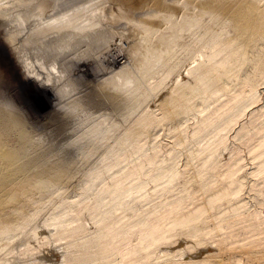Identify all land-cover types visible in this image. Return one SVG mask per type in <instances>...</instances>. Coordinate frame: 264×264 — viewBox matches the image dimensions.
I'll return each instance as SVG.
<instances>
[{
    "label": "bare ground",
    "instance_id": "6f19581e",
    "mask_svg": "<svg viewBox=\"0 0 264 264\" xmlns=\"http://www.w3.org/2000/svg\"><path fill=\"white\" fill-rule=\"evenodd\" d=\"M71 1L0 0V264H264V0H186L176 18L118 0L129 60L102 3ZM90 47L106 71L68 93L60 75L90 64L66 57ZM51 56L54 108L81 132L57 151L4 99V71ZM95 94L107 110L76 112Z\"/></svg>",
    "mask_w": 264,
    "mask_h": 264
},
{
    "label": "rangeland",
    "instance_id": "374dc122",
    "mask_svg": "<svg viewBox=\"0 0 264 264\" xmlns=\"http://www.w3.org/2000/svg\"><path fill=\"white\" fill-rule=\"evenodd\" d=\"M87 1L89 3H91L95 0H72L71 2H75V4L69 3V5H68L69 11L68 12H74L75 8L77 6H79L80 4L86 3ZM106 1L107 0H98V1H96L95 4L98 5L99 3H102L101 5L97 6V7H100V6L102 7V8L100 7V9H99L100 11L98 10L99 15L101 16L100 19H102L103 22H105V20H106L105 25L107 24L106 25L107 28H109L108 26H110V28H111L113 22L108 20L109 19V17H108L109 9L107 7L112 6V8H111L112 11H115L114 7L116 6V1H118V0H114V3L111 2L110 4H108L109 6H106ZM184 2H185V4H184ZM166 3H169V4H167L168 10L169 11L171 10L170 12L172 13V15L174 14L172 17L176 18L177 14H178V10L180 9V7L182 8V6L183 7L187 6L186 8L185 7L182 8L184 10L187 9V10H185V12L188 15L186 14V16H189L192 13V12L188 11V7H189L188 5L189 4L192 5L193 0L188 5H187L186 0H184V1L180 0V2H179V0H170V1H167ZM194 4H195V2L193 3V5ZM157 6H158V4H157ZM72 9H73V11H72ZM142 18H144V16ZM114 21L117 24L115 26L116 29L114 30V26L111 29H113V31H114L113 33L116 37L114 36L112 38V41H113V43L114 42L116 43L118 40H120L119 41L120 45H122V47H124L125 55L127 56L128 60H129V59H131L130 57L132 56L131 51L129 50V48H127L129 43H128L126 38L124 39L123 37H121V36L119 37L117 35V31L121 32V31H124L125 29L127 30L128 25L124 22H121V21H116V20H114ZM110 22L112 24H110ZM121 29H123V30H121ZM15 34L14 33L8 34L5 36V38L12 40L13 37L15 36ZM34 34H37V33H34ZM48 34L50 35L51 33H48ZM50 38H51V36H50ZM47 40H48V38H47ZM59 46H60V44H59ZM93 47H90L89 50L88 51L86 50L84 53H83V51H78L77 55H75V56L72 55L71 57H69L70 54L68 53L69 55H67V57H66L67 60L64 62L65 69H67V72H68V70H71V69L73 70V68L76 66V64H77V66H79L81 63H85V62H88V64H90L89 68L85 69L81 73V75L75 74L74 76H72V75L68 76L67 73H64V75H62V76L60 75V77H62V80L60 81V85L63 87V89L66 88L65 91L68 90L67 91L68 93L70 91L80 90L81 88L86 87L87 85H89L91 83L92 76L94 73H96L97 71L99 72L100 69L101 70L103 69V71L105 70L104 65H102V66L97 65V67H96L95 63L97 61H96V59H94L96 57H94L95 54H94V48ZM105 49H107V47ZM61 56L59 55V57H61ZM63 57H65V56H62L60 59L59 58L57 59L58 62L56 64V66L54 67V68H56V70H58L60 68L58 71H61V67L59 65H60ZM53 58L54 57L51 56L47 60L48 62L47 61L45 62V60H46L45 58L39 59L40 64L43 63L42 66L45 69H41V67H39V68L35 67L34 69H30V68L25 69L24 68L20 72L15 71L13 74L9 73L10 69L9 70L5 69L6 70V71H4L5 76L4 75L3 76L5 79H7V77L10 78V81H11V83H9L8 90L5 91V94H4L5 98L4 99H5V101H8V103L10 105H12V107L16 113L18 112L17 116L19 118H21L25 129L27 130V132L30 134V137L32 138L33 143L39 144V146L41 148L43 147V149H45V150L47 148V150H51V151L56 150L57 151L58 149L60 150V149H63L65 147L67 148V146L69 147V145L72 144V142L74 143L76 141V139L78 140L80 138L81 132H79L77 129H74V127L71 128L69 123L65 121L68 118L67 117L68 113L66 111L62 110L59 114H57V110H55V108H54V104L56 103V100L59 97L58 93L60 94V92L57 93L56 91L50 89V86L54 85V82H55L54 77H57V73H58V72L54 73V69H53V67H51V62L53 61ZM31 62L33 63V65L35 64L33 59H31ZM109 71H110V69H109ZM115 71H118V68H115ZM6 74H8V75L6 76ZM109 75H111V72H109ZM47 89L50 91H47ZM95 95L93 97H92V95H89L90 97L87 96L86 98H84L82 96L81 98L83 100L77 99L78 101L76 100V104H79V106L80 107L82 106V107H81V109L80 108L78 109L80 111L77 110L76 112L84 115V114H89V112L91 114V112H94L96 110H98V111L99 110L102 111L103 109L107 110L106 104L104 102L102 103V100L98 95H96L97 97ZM94 97H96L97 99ZM100 106L102 107L101 108L102 110L98 109ZM76 115H77V113H76ZM83 117H85V116H83ZM67 138H69V139H67ZM84 159L85 158L79 159V161H81L82 163L79 162L78 160L75 162L78 164V166L79 165L81 166V167L79 166V168H82L84 166L87 168V164L88 163L90 164L89 161L90 160L92 161V158H89L88 161H87V159H85V160ZM83 161H86V162H83ZM77 164H75V165H77ZM78 170H82V169H78Z\"/></svg>",
    "mask_w": 264,
    "mask_h": 264
}]
</instances>
